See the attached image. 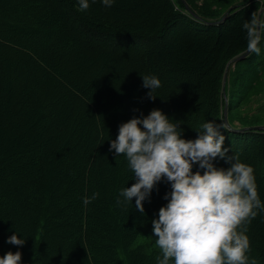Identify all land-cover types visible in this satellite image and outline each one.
Listing matches in <instances>:
<instances>
[{"label":"trees","instance_id":"obj_1","mask_svg":"<svg viewBox=\"0 0 264 264\" xmlns=\"http://www.w3.org/2000/svg\"><path fill=\"white\" fill-rule=\"evenodd\" d=\"M88 3L80 11L79 0H0V81L7 84L0 95V258L19 251L20 264H157L162 253L149 226L170 185L154 188L143 216L135 198L124 204L119 193L135 179L126 157L109 151V141L122 123L153 109L179 121L185 140L215 122L222 125L223 147L254 169L264 205V160L257 162L264 129L224 126L220 109L229 60L246 53L240 60L246 90L264 74V38L260 55H249L242 27L253 14L264 18L263 0H236L222 13L197 7L196 0ZM175 45L193 61L177 66L182 59ZM204 50L206 58L194 61ZM199 62L205 66L197 71ZM145 75L161 82L155 99L142 86ZM93 193L98 197L84 205ZM258 220L238 229L246 227L258 244H249L247 264H264ZM13 234L23 246L6 243Z\"/></svg>","mask_w":264,"mask_h":264},{"label":"clouds","instance_id":"obj_2","mask_svg":"<svg viewBox=\"0 0 264 264\" xmlns=\"http://www.w3.org/2000/svg\"><path fill=\"white\" fill-rule=\"evenodd\" d=\"M113 2L102 0L106 7ZM88 8V0H79L80 11ZM242 27L247 53L260 55L264 20L253 14ZM142 86L150 89L148 98L155 99L152 93L161 82L145 75ZM221 127L208 121L195 139L185 140L179 121L172 123L161 110L153 109L147 116L141 114L122 123L117 138L109 141V151L126 157L135 179L131 187L119 193L124 204H131L135 198V208L143 216V202L150 199L154 188L161 182L170 185L163 196L167 203L151 221L156 246L162 253L157 264H169L170 260L174 264H247V228L238 229L250 223L258 211L264 212V205L258 197L254 169L223 147ZM221 161L225 166H218ZM98 195L84 198L83 204L88 205ZM6 243L23 246L25 240L13 234ZM20 261L19 251L0 258V264Z\"/></svg>","mask_w":264,"mask_h":264},{"label":"rangeland","instance_id":"obj_3","mask_svg":"<svg viewBox=\"0 0 264 264\" xmlns=\"http://www.w3.org/2000/svg\"><path fill=\"white\" fill-rule=\"evenodd\" d=\"M234 1L236 0H207L205 4H207L209 8L211 7L213 11H217V13H222V12H225V10H227V8L231 6ZM173 2L177 3V0H173ZM223 3L227 5L226 8H223V6H219ZM201 4H202V0H196L197 7H200ZM205 4H203L201 7H204ZM263 4H264V0H263ZM262 7H263L262 10L264 12V5ZM262 10L260 11V14L263 13ZM89 13L90 12H86V14H89ZM86 16L87 15H85L84 18H86ZM258 17L261 20H264V18L261 17V15H258ZM91 19L89 18L88 21L91 22ZM262 38H264V35H262ZM94 39H99V38H94ZM93 42H96V41H93ZM117 47H121V44L118 43ZM175 48H176L177 58L182 59L179 62H177L178 64L175 63L177 66L184 65V64H187L188 62L193 61L192 59L187 60V57L189 56L190 51H185L186 48H184V46L175 45ZM205 58H206V50L196 51L195 58L193 59L194 61L197 60L198 62L199 60L202 61ZM184 60L186 61L184 62ZM182 61L184 63H182ZM201 66L204 67L205 62H202V64L199 62V67H197L196 70L197 71L202 70L203 67L201 68ZM245 68H246V65L244 63H241V61L232 62V59L228 61L224 69V73H223V76L225 77V79L224 77L221 79L222 96L220 100V109H221L223 117H224V110H226L225 112H226L227 123L228 125L232 126V128L234 129L239 130L241 128H252L254 130H263L264 129V74L259 77L257 82H255V84L250 89L246 90V81H245V76H244V74L246 73ZM160 79L163 81V77ZM5 81L6 80L0 81V95L1 96L4 95V92H5L4 90L7 88V84H4ZM183 81L185 82L186 79H184ZM180 83L181 82H178L177 85L180 86ZM177 85L171 86L172 88L171 90L177 91ZM223 93L226 96L225 99L223 97ZM25 102L28 104L30 101H27V99H25V101H23V104ZM201 103L205 104L206 99L205 98L199 99V104ZM223 124L224 126H227L225 125L224 121H223ZM256 127H262V128H256ZM250 144L254 148L257 147L254 143H250ZM231 152L232 151L230 150V153ZM263 160H264V156L260 155L259 158L257 159V162H260L262 164ZM263 166H264V162H263ZM258 216L260 220H258L257 222H260L262 226V224H264V217H263L264 215H261V213H258ZM149 233L152 234V223H150V226H149ZM247 237L249 239V244L255 245L254 249H257L258 244L252 242V240L250 239V235H248ZM155 246H156V243H155Z\"/></svg>","mask_w":264,"mask_h":264},{"label":"water","instance_id":"obj_4","mask_svg":"<svg viewBox=\"0 0 264 264\" xmlns=\"http://www.w3.org/2000/svg\"><path fill=\"white\" fill-rule=\"evenodd\" d=\"M191 13H192V12H191ZM193 15H194V14H193ZM226 16H227V13L224 14L223 18H225ZM245 55H246V53L240 55L239 57H236V58L232 59V62L240 61V60L244 59ZM224 79H225V77H224ZM223 97H224V99L226 98V96H225L224 93H223ZM225 109H226V107H225ZM225 111H226V110H224L223 121H224L225 125L228 126L227 119H226V112H225ZM256 128H262V127H256Z\"/></svg>","mask_w":264,"mask_h":264}]
</instances>
